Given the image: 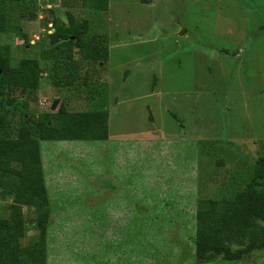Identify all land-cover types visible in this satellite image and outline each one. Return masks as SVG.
Returning <instances> with one entry per match:
<instances>
[{"label": "rangeland", "instance_id": "1", "mask_svg": "<svg viewBox=\"0 0 264 264\" xmlns=\"http://www.w3.org/2000/svg\"><path fill=\"white\" fill-rule=\"evenodd\" d=\"M66 12L81 47L51 36ZM0 15L10 67L32 59L40 72L36 91L0 87V138L36 136L44 113L58 126L49 135L92 133L72 132L80 115L59 126L60 103L104 108L111 136L39 143L45 264H264V248L194 256L197 201L220 207L264 157V0H0ZM26 203L23 249L39 235ZM12 204L0 196V226Z\"/></svg>", "mask_w": 264, "mask_h": 264}, {"label": "trees", "instance_id": "2", "mask_svg": "<svg viewBox=\"0 0 264 264\" xmlns=\"http://www.w3.org/2000/svg\"><path fill=\"white\" fill-rule=\"evenodd\" d=\"M140 2L145 3L147 0ZM65 14L69 25L63 28L54 22V34L51 36L55 37L56 42L63 40L81 47V31L72 24L70 13ZM4 20V16L0 15V33L7 31V27L3 24ZM39 73L37 63L32 59H21L17 67H10L9 56L5 48L0 47V87L19 88L21 92L36 91ZM83 112L68 113L60 103L53 116L60 121L59 126H68L65 120L69 116H83L84 121L81 123H70L72 132L81 133V130L86 128L92 132L89 135L76 134L63 137L49 135L50 130L54 131L58 126L54 127L51 124V115L44 113L38 117L36 136H27L26 132H23L24 136L16 139L0 138V174L4 176L0 196L13 198V204L8 207V223L0 226V264H45V226L49 203L43 180L39 141L106 140L107 114L104 108ZM2 121L0 117V127ZM12 163L18 168H13ZM252 174L251 181L245 189L224 201L220 207L212 200L197 201L198 207L194 215L196 259H204L205 254L211 252L221 254L224 260L231 261L240 259L243 254L264 248V228L259 227L255 222H264V157H260L259 163L255 164ZM22 199H26V204L36 209L35 225L39 230L36 242L27 249L19 246V240L24 232L19 206ZM230 245L242 246V248L231 252Z\"/></svg>", "mask_w": 264, "mask_h": 264}, {"label": "crops", "instance_id": "3", "mask_svg": "<svg viewBox=\"0 0 264 264\" xmlns=\"http://www.w3.org/2000/svg\"><path fill=\"white\" fill-rule=\"evenodd\" d=\"M111 136H109V133L107 131V138L106 140H96V141H108V140H111L110 138ZM126 140V139H125ZM65 141V140H64ZM42 142V141H39V143ZM43 142H47V141H43ZM109 142V141H108ZM107 143V142H106ZM39 153H40V160H41V164H42V158H41V151H40V148H39ZM42 167V165H41ZM42 172H43V169H42ZM45 186V185H44ZM45 190H46V187H45ZM46 194H47V191H46ZM47 198H48V195H47ZM48 203H49V200H48Z\"/></svg>", "mask_w": 264, "mask_h": 264}, {"label": "water", "instance_id": "4", "mask_svg": "<svg viewBox=\"0 0 264 264\" xmlns=\"http://www.w3.org/2000/svg\"><path fill=\"white\" fill-rule=\"evenodd\" d=\"M57 103V100L56 101H53L52 104L50 105V110L53 111L55 109V105Z\"/></svg>", "mask_w": 264, "mask_h": 264}]
</instances>
